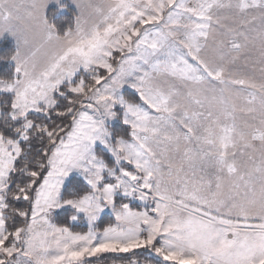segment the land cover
<instances>
[{
  "label": "snow or ice",
  "instance_id": "1",
  "mask_svg": "<svg viewBox=\"0 0 264 264\" xmlns=\"http://www.w3.org/2000/svg\"><path fill=\"white\" fill-rule=\"evenodd\" d=\"M0 264H264V0H0Z\"/></svg>",
  "mask_w": 264,
  "mask_h": 264
},
{
  "label": "trees",
  "instance_id": "2",
  "mask_svg": "<svg viewBox=\"0 0 264 264\" xmlns=\"http://www.w3.org/2000/svg\"><path fill=\"white\" fill-rule=\"evenodd\" d=\"M4 42H5V48L7 51H11L13 46H14V42L9 39V38H4ZM6 54V53H5Z\"/></svg>",
  "mask_w": 264,
  "mask_h": 264
},
{
  "label": "rangeland",
  "instance_id": "3",
  "mask_svg": "<svg viewBox=\"0 0 264 264\" xmlns=\"http://www.w3.org/2000/svg\"><path fill=\"white\" fill-rule=\"evenodd\" d=\"M50 7H51V5H50ZM5 38H9V39H11V40L14 42V39L11 38L10 36H8L7 34H6ZM3 39H4V38H3Z\"/></svg>",
  "mask_w": 264,
  "mask_h": 264
}]
</instances>
